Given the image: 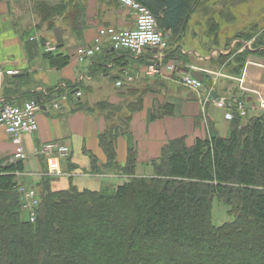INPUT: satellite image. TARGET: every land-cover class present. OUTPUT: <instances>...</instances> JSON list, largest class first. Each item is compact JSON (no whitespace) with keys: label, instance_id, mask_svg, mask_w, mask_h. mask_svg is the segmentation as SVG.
I'll return each mask as SVG.
<instances>
[{"label":"trees","instance_id":"trees-1","mask_svg":"<svg viewBox=\"0 0 264 264\" xmlns=\"http://www.w3.org/2000/svg\"><path fill=\"white\" fill-rule=\"evenodd\" d=\"M135 1L152 12L160 31L182 36L183 48L193 14L206 20L201 38L207 40L208 50L218 45L222 20L211 16L218 1ZM228 3L220 5L219 14L236 19L226 9ZM66 9H46L45 19ZM74 10L69 16L76 21L82 10ZM257 31L252 22L232 34L234 39L248 41ZM262 31L258 48H264ZM230 34L225 36L226 44ZM200 50L189 47L186 51ZM233 53L219 58H230ZM254 53L264 57V50ZM45 56L55 68L69 62V56ZM176 56L184 65L191 63L178 50L166 60ZM236 63L232 74L243 73L245 59L238 55ZM21 85L20 77L14 78L4 100L15 104L8 97L19 95ZM214 96L243 99L238 88L227 92L219 84ZM141 107V100L128 107L106 102L96 105L107 123L99 136L107 156L104 170L121 175L123 182L101 190L71 184L67 190L55 191L52 179L44 175L37 185L40 204L35 222L22 210L16 189L22 162L0 161V264H264V112L245 120L236 114L226 136L210 125L208 135L192 145L187 138L170 141L152 162L153 174L138 176V151L129 127L131 116ZM121 135L128 137L124 167L117 162ZM99 171L92 156L91 173ZM216 202L226 207L229 217L222 225L214 223Z\"/></svg>","mask_w":264,"mask_h":264},{"label":"crops","instance_id":"crops-1","mask_svg":"<svg viewBox=\"0 0 264 264\" xmlns=\"http://www.w3.org/2000/svg\"><path fill=\"white\" fill-rule=\"evenodd\" d=\"M64 6L67 9L63 14L45 19L46 9ZM76 7L82 13L74 21L69 15ZM135 19V14L122 7L119 0L0 2V101L12 88L14 78L20 77L21 93L8 99L22 105L41 97V106L46 107L37 113L38 131L23 136L27 159L20 161L24 168L20 181L35 186L44 175L48 176L46 161L37 151L45 143L57 142L69 148L70 156L62 161V176H48L55 191L67 190L71 184L80 189L101 190L106 185L123 182L121 175L104 170L107 156L100 146L99 136L106 130L107 123L96 109V105L103 102L128 107L133 102L142 101V107L131 116L129 127L138 151V176L153 174L152 162L160 157L163 147L170 141L187 138L190 145L201 138L198 137L202 128L199 93L189 90V98L185 93L172 96V85L181 81L182 73L193 75V72L204 73L206 70L198 67L193 70L190 63L185 65L189 70L179 67L181 70L172 79L148 77L147 68L156 60L154 52L137 57L128 52L107 50L93 59L76 60L77 49L91 45L100 29H133ZM44 42L54 43L57 47L54 55L69 56L68 64L62 68L52 67L44 53ZM171 53L167 48L166 65L182 62L178 56L166 60ZM182 53L189 60L193 56L203 60L197 51L183 50ZM8 70L16 71L17 76H8ZM244 78L245 88L264 92L262 73L246 67ZM213 79L210 75L208 82ZM119 80L123 83L121 87L117 86ZM78 93H81L80 97ZM63 96L66 100L59 110H55L52 100ZM247 98L250 107H255L254 96L249 94ZM207 114L219 134L226 136L230 123L225 120L224 111L210 105ZM224 122L229 124L227 128ZM15 153V146L0 126V161L4 164L12 162ZM92 156L97 159L99 174L91 173ZM127 161L128 137L121 135L117 141V162L124 167Z\"/></svg>","mask_w":264,"mask_h":264},{"label":"built area","instance_id":"built-area-1","mask_svg":"<svg viewBox=\"0 0 264 264\" xmlns=\"http://www.w3.org/2000/svg\"><path fill=\"white\" fill-rule=\"evenodd\" d=\"M12 0H0V2H8ZM122 7L130 10L135 14V27L133 29H116L114 27H104L98 31V35L89 46L80 47L76 52V60L81 62L93 59L98 54L107 50L115 52H128L134 56L141 57L147 53L157 49L155 54V62L148 66L146 75L148 77L162 76L174 73V64H165V51L168 44L163 33L158 29L157 21L152 12L144 5L135 0H119ZM45 53H53L56 48L46 44L43 46ZM210 74L208 71H204ZM6 74L10 77L16 76L18 73L14 70H8ZM168 76V75H167ZM181 83L194 90L196 93L207 95L208 101L212 102L215 107L222 109L228 122H232L236 114H239L243 120L249 115V108L246 100L239 99L235 96L215 97L217 83L213 80L209 81V86L195 79L192 75L181 78ZM122 81L117 82V86L121 87ZM45 94V92H43ZM78 97L81 93L77 94ZM66 100L63 96L59 99L52 100L55 110L62 107V102ZM261 107L264 108V102L261 100ZM41 110V104L37 99L26 102L22 105H16L5 100L0 101V126L5 129L11 142L15 146L16 153L12 162L24 161L27 159L23 136L32 135L38 131L37 113ZM47 166V175L50 177H60L63 175L62 161L70 156V150L63 144L57 142H48L37 151ZM18 184L16 186L17 193L22 203V210L28 213L31 222L36 220V209L40 204L38 192L32 187L25 185L20 181L21 172H17Z\"/></svg>","mask_w":264,"mask_h":264},{"label":"rangeland","instance_id":"rangeland-1","mask_svg":"<svg viewBox=\"0 0 264 264\" xmlns=\"http://www.w3.org/2000/svg\"><path fill=\"white\" fill-rule=\"evenodd\" d=\"M213 1L215 2V0ZM216 1H218L219 6L218 5L214 6L213 13H211V16L216 21L222 20V23H221L222 27L220 28V31H219L221 34H220L218 45L211 47L212 50L211 49L208 50L207 45L205 44L207 40L206 39L202 40L201 38V35L205 31L206 20H203L195 16V14H193L191 15L192 20L189 23L187 30L185 31L186 36H187L186 37L187 42H188L187 46H184L185 48L182 47V43H183L182 36L176 37V36H172V35L165 34L162 32L168 44V49L170 51L178 50L182 52L183 50H188L189 47L200 48L201 50L198 53L200 55V58H203V60H200L199 58L195 56L191 57L190 59L192 61L190 64L191 69H194V67H198V69H204L210 72L211 75L214 77V81L217 84L221 85L222 89L227 90V92H230L233 88L235 89L238 88V95L248 96L249 94H251L252 96H254L256 106L250 107V103L248 101L246 102L247 107L249 108V115L246 117V119L249 118V116L260 115L262 112H264V108L261 107V104H262L261 100L262 102H264V92H261L258 90H249L245 88L244 84L246 82V79L244 78V71L246 70V67L247 68L249 67L250 70L255 69L256 71H258V73H262L264 75V57L262 55H258L254 53V52H259L260 50H264V48L256 47V43L258 41L257 39H260L262 35L260 34L259 31L264 30V0H225L224 2L223 0L222 1L216 0ZM226 2H229L228 7L226 9L229 12L231 11L234 12V14L237 17L236 19L233 18L232 15L231 16L228 15L229 17L226 16L225 18H223L222 17L223 15L221 16L219 14V10H221L220 5L226 4ZM212 4L213 3H211V5ZM215 10H218V11H215ZM258 19H260V21ZM197 21L198 22L201 21V23H199V25H196L195 23ZM252 22H255V24H257L258 26V31L255 32L252 38H250L248 41L233 38V34H232L233 31H236V30L240 31V29H242L243 27H248ZM45 27H47V24L45 25ZM228 33H231L229 35L230 36L229 38L231 39L230 41L228 40L227 42L228 44H226L224 40H225V36ZM46 44H49L57 49L54 43L44 42L43 45H46ZM231 52H234V53L232 56H230V58L229 57H225L223 59L219 58L221 54L228 55ZM238 55L245 59V64H244V70H242L243 73H239L237 75V74H232V73L235 72L234 68L237 66L236 56ZM211 59L215 60L214 64L210 63ZM174 65H175L174 73L170 75L167 74L168 76L165 75V77L172 79L174 76H177L176 75L178 74L177 72L181 70L179 67H182L184 70L190 69L189 67L186 68V66L181 61L175 62ZM185 76H187V74L182 73V76L180 74V77L182 78ZM229 82H232V84H230ZM172 86H173L172 96H174L176 93H179L182 96V94L185 93L187 97L189 98L190 96L188 92L190 91L195 92L194 90L184 86L180 80H179V83L177 84L173 83ZM242 90L244 92H242ZM199 95H200L199 102L201 105V118H200L201 122L200 123L202 126L201 130H203V133H201V130H200L198 137L205 138L208 135V131H210V125L213 126L212 123H210V120H209L210 116L207 114V109L210 105H214V104L208 101L206 93L199 94ZM173 102H175V100ZM225 120L228 122L226 118ZM229 123L231 124V122ZM228 125L229 124L224 122V126L226 128ZM213 127L215 128V126ZM107 180L113 181L115 179L107 178ZM118 183L119 182H117V184ZM25 185L29 186L28 184H25ZM37 185L38 183H36L35 186H32V187L37 192L38 191L40 192V187H38ZM114 185H106V186H114ZM103 188H105V186ZM228 220H229V217L226 215V207H224L223 204L216 202L215 208H214V223L216 225H222Z\"/></svg>","mask_w":264,"mask_h":264},{"label":"water","instance_id":"water-1","mask_svg":"<svg viewBox=\"0 0 264 264\" xmlns=\"http://www.w3.org/2000/svg\"><path fill=\"white\" fill-rule=\"evenodd\" d=\"M157 49H154L153 50V52L156 54L157 53ZM192 53H194V52H192ZM193 74V77L195 78V79H197V80H199V81H201V82H204V80H205V76H204V74L202 73V72H193L192 73ZM37 101H38V103H40L41 104V99L40 98H38L37 99ZM46 107H44V106H41V110H44Z\"/></svg>","mask_w":264,"mask_h":264}]
</instances>
